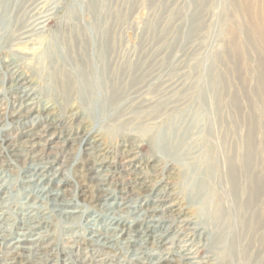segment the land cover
I'll return each mask as SVG.
<instances>
[{
  "label": "rangeland",
  "instance_id": "1",
  "mask_svg": "<svg viewBox=\"0 0 264 264\" xmlns=\"http://www.w3.org/2000/svg\"><path fill=\"white\" fill-rule=\"evenodd\" d=\"M260 35L264 0H0V264H264ZM53 65L73 92L56 86ZM25 94L35 111L16 120ZM47 107L51 131L24 143ZM189 123L175 156L154 154L164 128ZM130 148L141 179L123 162ZM162 194L190 221L163 213Z\"/></svg>",
  "mask_w": 264,
  "mask_h": 264
},
{
  "label": "bare ground",
  "instance_id": "2",
  "mask_svg": "<svg viewBox=\"0 0 264 264\" xmlns=\"http://www.w3.org/2000/svg\"><path fill=\"white\" fill-rule=\"evenodd\" d=\"M91 4H92V7H95V5H96L94 2H91L89 4V6ZM247 11H249V10L246 9V12ZM29 35H30V32L25 34V36H29ZM259 39H260L259 40L260 41L259 44L264 46V36L260 35ZM55 41L57 43V39ZM60 46H61V44H58V46H56V48H55V46L54 47H50L46 51V57H48L50 59H53V61H54V59H56L57 47L59 48ZM62 57H63L62 59L66 60V57L65 58H64V56H62ZM68 62H69V60H68ZM55 71L57 72V74H55ZM53 73H54V81H55V83L57 82L56 86L59 85V88H61L65 93H71V92L74 91V89H73L74 88V82L72 81L71 76L68 77V76L63 75V70L61 68H59L58 71H57L56 65L53 67ZM84 76H86V74L82 73L81 74V78L83 80H85ZM17 79H18V81L17 82H13V85H12V88L14 90H16V91L19 88H22L23 84H25V78H23L22 76L18 77V75H17L16 76V80ZM83 83H84V81H83ZM20 98H21L23 103L21 104V107H18V108L15 109V111L13 113V117L16 120H26V119L30 118L31 114L35 111V109L34 108H30L31 95L25 94L24 96L22 95V97H20ZM48 109H49L48 107L45 109V111L47 112V116H45L46 117V119H45L46 121H41L40 124H36L35 123L37 125L36 127H35V124H32V123L26 124L27 125V130L23 131V133H22L23 136L26 138L24 140V143H27V144L31 143L32 144L34 141H36L38 138H40L41 135H44V134L49 133L51 131L52 125L50 123L51 119H49V116L51 115V113H50V111ZM40 126H41V128H40ZM191 126L192 125L190 123L187 124L186 126H184V130H183L182 133H180V131L182 129L181 127H179V128L176 127V128H174L173 131L168 130L167 129L168 127L164 128L165 130L161 131V133L157 137V139L152 142L154 154H156L160 158H164L167 161H169V159H168L169 156L170 155L175 156L179 152V150L182 148V146H184L185 143L187 142V140L189 138V134H190L189 130L192 129ZM38 128H40L39 131H36ZM83 134H84L85 138L87 137L86 138V144L88 145L87 146V150L100 149V152L103 150L102 141L100 140V138H98V136H95V135L92 136L91 135V131H85V132H83ZM90 137H92V140H89ZM69 138H70V140H73V137H69ZM6 141L9 142L10 146H12L13 153L15 155H17V156H20L19 148L13 142L14 140L12 141L9 138ZM48 141L51 144L57 143V137L55 136L54 132H52V136L48 139ZM171 141H172V145H171ZM30 147H32V145ZM252 147L253 146L251 145V142H249V140H247L245 142V150H244V152H246V153L244 155V158H242V162L244 163V165H249V164L251 165L252 164V160H251ZM122 158H123V156H122ZM123 162L125 164H127V165H130V166L133 165L135 168L132 167L133 170H131V174L130 175L133 174L134 178L141 179L140 178L141 177V169H140V165L137 163L138 162V158H137L136 153L134 152V150L132 148L126 150ZM154 163L155 162H152L151 164H154ZM94 164L95 165H94L93 170L95 171V173H98L101 170V168L104 166V162L96 161ZM202 164H203V166L201 165V167H203V172L201 173V176L203 178L211 177L210 176V167L208 165H206L205 163H202ZM229 169H230V173L228 175L229 184H230V187H233L234 191L236 192L237 185H238L237 184V169H236V166L232 165V164H231V167ZM197 170H198V166H197ZM197 170L194 169V172L197 171ZM187 174H188V172H184V176H186ZM182 176H183V173H181V171H180L179 177L181 178ZM213 180H215V179L213 178ZM167 184H169V182H167ZM259 187H260V182H256V188L259 189ZM187 188H188L187 186H183L184 191L187 190ZM183 189H182V191H183ZM157 196H159V195H157ZM160 198H161V201H163L165 203L171 201L169 204L165 205L164 209H161V210H163V213L165 212L164 210H166L169 213H175V214L180 215V216L186 215L185 216L186 220L188 222L190 221V217H188L189 216V212H186L184 209H180V208L177 207L178 203H179V206H180V201L176 202L172 198L168 199V197L164 196V194H162ZM154 210H159V209L146 208V211H154ZM159 220H157V221H159ZM148 230L150 232H152L151 229H148ZM164 239L161 242L162 245H166V243H164ZM188 259H189V257L185 258V262L184 263H180V262H177L175 260L172 261L170 259L165 258V259H163L161 261V263L162 264H189L187 262Z\"/></svg>",
  "mask_w": 264,
  "mask_h": 264
}]
</instances>
